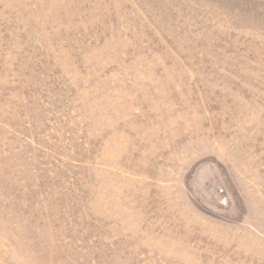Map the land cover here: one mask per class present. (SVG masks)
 Here are the masks:
<instances>
[{"label":"rangeland","instance_id":"obj_1","mask_svg":"<svg viewBox=\"0 0 264 264\" xmlns=\"http://www.w3.org/2000/svg\"><path fill=\"white\" fill-rule=\"evenodd\" d=\"M0 264H264V0H0Z\"/></svg>","mask_w":264,"mask_h":264}]
</instances>
